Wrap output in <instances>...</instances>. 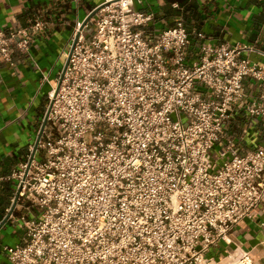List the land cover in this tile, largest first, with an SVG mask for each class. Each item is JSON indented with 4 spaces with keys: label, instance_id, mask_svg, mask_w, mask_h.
Returning a JSON list of instances; mask_svg holds the SVG:
<instances>
[{
    "label": "built area",
    "instance_id": "obj_1",
    "mask_svg": "<svg viewBox=\"0 0 264 264\" xmlns=\"http://www.w3.org/2000/svg\"><path fill=\"white\" fill-rule=\"evenodd\" d=\"M138 2L104 0L77 19L56 83L44 77L37 150L6 177L9 221L25 229L4 246L10 264H255L211 253L264 203V143L239 149L231 127L237 109L264 124V61L202 31L190 54L184 18L156 34ZM56 24L39 7L0 29V58L13 64Z\"/></svg>",
    "mask_w": 264,
    "mask_h": 264
},
{
    "label": "crops",
    "instance_id": "obj_2",
    "mask_svg": "<svg viewBox=\"0 0 264 264\" xmlns=\"http://www.w3.org/2000/svg\"><path fill=\"white\" fill-rule=\"evenodd\" d=\"M104 0H0V29L13 30L24 26L39 8L57 24L48 35L39 37L28 52H17L14 63L0 58V222L9 211L16 190V180L6 179L21 167L34 144L46 110L48 77H52L59 62L56 50L67 47L73 23L86 16ZM139 9H151L156 14L152 31L161 30L183 17L191 32L190 54L198 49L195 32L206 34L212 44L242 43L251 50L243 52L253 61L263 62L259 50L264 51V0H140ZM59 71V70H58ZM246 88L254 94L255 86L246 81ZM239 149H253L264 143V124L251 119L237 109L232 121ZM33 135V136H31ZM11 226L19 223L8 221ZM6 223V224H7ZM264 203L255 219H245L232 233V243H222L211 256L223 258L229 252L248 251L255 264H264ZM0 229V264H10L5 245H15L24 233V225L14 235ZM9 237V239L7 238Z\"/></svg>",
    "mask_w": 264,
    "mask_h": 264
},
{
    "label": "water",
    "instance_id": "obj_3",
    "mask_svg": "<svg viewBox=\"0 0 264 264\" xmlns=\"http://www.w3.org/2000/svg\"><path fill=\"white\" fill-rule=\"evenodd\" d=\"M99 8L100 7H97V8H95V9H93L87 16H86V18L84 19V21H83V26L90 20V18L99 10ZM83 26H82V28H83ZM66 65H67V63H66ZM66 65H65V67H66ZM47 116H48V112L46 113V116H45V118H44V121H43V123H42V126H41V129H40V132H39V135L37 136V138H36V141H35V143H34V149H33V153H32V157L34 156V154H35V152H36V150H37V146H38V141H39V139H40V137H41V134H42V131H43V129H44V126H45V124H46V121H47ZM32 157H31V159H32ZM31 159H30V161H29V163H31ZM15 207H16V200L12 203V205H11V207H10V209H9V211L7 212V214L3 217V219L1 220V222H0V229L9 221V218H10V216L13 214V212H14V209H15Z\"/></svg>",
    "mask_w": 264,
    "mask_h": 264
},
{
    "label": "rangeland",
    "instance_id": "obj_4",
    "mask_svg": "<svg viewBox=\"0 0 264 264\" xmlns=\"http://www.w3.org/2000/svg\"><path fill=\"white\" fill-rule=\"evenodd\" d=\"M91 32H93V28L92 27H90V28H88L86 30L87 34H90ZM65 49H67V47L63 46V48L60 47L59 49L56 50L55 61L59 62V66L56 68L55 73L58 72V70H60L62 68V64H63V62L65 60V56H64V50ZM52 80H53V83H56L55 76L52 77ZM31 136H33V135H31ZM6 225H7L6 226L7 228L6 229L4 228V231H2V234H4V237H5V232H7L8 234H11L13 236L15 234L14 231L16 229H21V227H23V223L22 222H20V225L16 224L15 226H13V225L11 226V224H9V223H7ZM7 238L9 239V237H7Z\"/></svg>",
    "mask_w": 264,
    "mask_h": 264
}]
</instances>
